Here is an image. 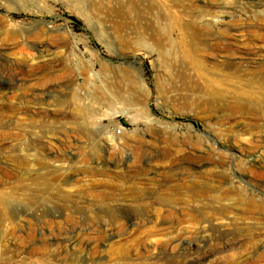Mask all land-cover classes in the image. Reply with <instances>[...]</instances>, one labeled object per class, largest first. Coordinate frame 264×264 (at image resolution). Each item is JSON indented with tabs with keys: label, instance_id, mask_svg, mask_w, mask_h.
Instances as JSON below:
<instances>
[{
	"label": "rangeland",
	"instance_id": "rangeland-1",
	"mask_svg": "<svg viewBox=\"0 0 264 264\" xmlns=\"http://www.w3.org/2000/svg\"><path fill=\"white\" fill-rule=\"evenodd\" d=\"M154 1L160 36L198 27L211 72L264 70V0ZM93 6L0 0V264H264V104L229 112L225 86L197 108L179 48L148 53L132 11ZM126 73L145 115L118 99ZM74 97L95 113L86 136Z\"/></svg>",
	"mask_w": 264,
	"mask_h": 264
},
{
	"label": "bare ground",
	"instance_id": "bare-ground-1",
	"mask_svg": "<svg viewBox=\"0 0 264 264\" xmlns=\"http://www.w3.org/2000/svg\"><path fill=\"white\" fill-rule=\"evenodd\" d=\"M90 1V2H89ZM171 2L180 1V2H189L190 6L193 8H200L197 6L199 2H203V0H170ZM219 0H205L207 3L217 2ZM76 2L83 6V4L95 5V7H110L111 13L114 15H120L122 17L126 16L130 11L134 13L133 20L136 21L135 25H139L138 28L141 31L140 34L148 41H151L153 49L148 53L156 52L159 57H169L174 56L176 53L174 47L179 48L180 55L177 58H174L173 61H176L172 64V67H176V63L182 66L189 65L191 69L196 72L197 83L192 85V89L197 93L195 105L197 108L203 109L206 112H211L216 108L215 101L211 98L206 97H218L215 99H220L227 90L224 91V87L227 86L232 89L233 96L229 97L231 101L228 102L225 110L229 112H239L241 114H251L254 115L258 111L264 113V107H261L258 111L255 108H250L244 106L238 100V97H248L255 98L259 102L264 104V70L259 72H255L252 78L245 79L246 76L249 75L248 71L243 70L240 75L238 73H229L228 75L216 74L211 72L208 69V65L210 64L204 55H208L206 52L208 50L203 51L205 54H197V50H195L198 45L199 47L203 45L199 38V29L193 24H185V23H177L176 30L178 31V35L180 40L172 41L169 37H163L158 34V32L162 28L161 22H158V19L162 17L163 20L166 21L164 16H160L159 18L155 17V13L153 16L149 12L153 9H161L160 5L154 0H76ZM94 7V6H93ZM93 7L91 9H93ZM94 7V8H95ZM94 10V9H93ZM101 11V10H100ZM129 11V12H127ZM127 12V13H126ZM132 13V14H133ZM148 14L150 16H148ZM131 17V16H130ZM213 13H204V11L197 10V15H195V21L205 20V18H213ZM164 21V22H165ZM209 22H202V26H207ZM166 25V24H164ZM165 29V28H164ZM183 37L189 39V42H184ZM145 38V37H144ZM199 41L196 44L194 41ZM142 43L144 42L141 41ZM140 42V43H141ZM150 43V44H151ZM203 49H200V51ZM254 59V58H253ZM44 60V59H43ZM257 62V61H256ZM243 65L248 62H242ZM260 63V62H259ZM169 63L166 65L170 66ZM233 66L231 63L230 67ZM242 66V65H241ZM259 64V68H260ZM185 83V77H183ZM15 81V80H14ZM243 81V83H241ZM122 87L118 90V99L122 104H125L128 107H132L134 113H138L145 115L146 105H145V91L140 87V82L138 77L132 78L130 74L126 73L122 75L120 80ZM120 87V86H119ZM22 88V87H21ZM250 88V89H246ZM118 89V88H117ZM231 92V91H230ZM229 92V93H230ZM8 94V93H7ZM4 95V94H3ZM1 99L5 98V96H1ZM2 101V100H0ZM73 110L77 118L80 120L77 125V133H80L82 136H86L87 133V124L88 120L95 116L94 112L86 109L83 105H80L78 98L74 97L72 100ZM3 103V101H2ZM217 103V102H216ZM243 105V106H242ZM124 113V112H123ZM72 130V129H71ZM108 142L110 145H114L113 137H109ZM11 202V201H10ZM9 203V199L0 198V205L6 206ZM251 203V201H250ZM119 218L113 217V221L118 223ZM172 242V241H169Z\"/></svg>",
	"mask_w": 264,
	"mask_h": 264
},
{
	"label": "built area",
	"instance_id": "built-area-1",
	"mask_svg": "<svg viewBox=\"0 0 264 264\" xmlns=\"http://www.w3.org/2000/svg\"><path fill=\"white\" fill-rule=\"evenodd\" d=\"M113 132H112V134H113V136H120L121 135V129H113L112 130Z\"/></svg>",
	"mask_w": 264,
	"mask_h": 264
}]
</instances>
